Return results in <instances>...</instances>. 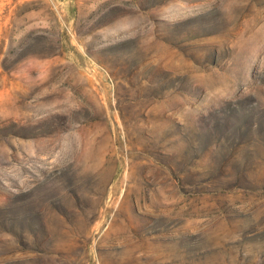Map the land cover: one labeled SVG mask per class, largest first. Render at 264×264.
Listing matches in <instances>:
<instances>
[{
    "label": "rangeland",
    "instance_id": "374dc122",
    "mask_svg": "<svg viewBox=\"0 0 264 264\" xmlns=\"http://www.w3.org/2000/svg\"><path fill=\"white\" fill-rule=\"evenodd\" d=\"M0 264H264V0H0Z\"/></svg>",
    "mask_w": 264,
    "mask_h": 264
}]
</instances>
